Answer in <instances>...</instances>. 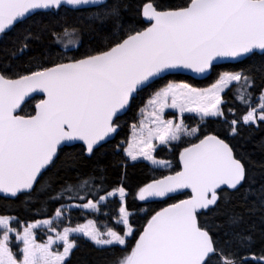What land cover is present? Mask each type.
Here are the masks:
<instances>
[{"label": "water", "instance_id": "95a60500", "mask_svg": "<svg viewBox=\"0 0 264 264\" xmlns=\"http://www.w3.org/2000/svg\"><path fill=\"white\" fill-rule=\"evenodd\" d=\"M107 0H0V36L35 14L95 9ZM147 27L105 53L8 80L0 75V198L30 194L64 148L82 146L90 157L114 140L115 121L133 99L168 76L206 80L214 67L264 54V0H192L187 7L141 10ZM40 99L30 117L19 115ZM179 170L144 186L143 202L165 206L146 223L127 264H205L215 253L197 215L233 192L245 172L230 147L202 138L178 156Z\"/></svg>", "mask_w": 264, "mask_h": 264}, {"label": "trees", "instance_id": "16d2710c", "mask_svg": "<svg viewBox=\"0 0 264 264\" xmlns=\"http://www.w3.org/2000/svg\"><path fill=\"white\" fill-rule=\"evenodd\" d=\"M191 1L107 0L106 4L95 9H60L35 14L0 36V75L14 80L105 53L147 27L141 17L146 4L161 12L183 9ZM68 31L76 33L78 42L73 47H64L58 39ZM222 73L239 74L241 80L222 94L221 117L203 121L183 117V123L194 127L196 135L181 138L169 148H159L155 152L156 159L169 164L166 171L127 160L123 148L130 129L154 93L168 83L205 89ZM263 89L264 54L251 55L237 64L214 67L203 81L181 76L158 80L139 92L124 116L115 121L119 131L112 142L94 150L90 157L85 156L82 146L62 149L30 194L14 200L0 198V216L13 218L10 227L17 233L26 223L52 218L65 205L97 202L113 191H121L123 206L130 214L128 226L132 229L124 245L97 248L89 241L75 237L72 240L74 247L63 264H127L134 242L148 220L165 206L189 197L183 194L163 202H143L138 197L140 190L155 180L176 173L179 170L178 156L184 149L204 137L215 136L230 147L244 169L245 178L237 190L220 191L215 207L197 215L198 227L208 233L218 254L207 259L205 264H264V108L256 126L242 123V117L254 107L255 98ZM38 101L34 98L27 102L19 115L32 116ZM120 207L121 202L113 198L101 205L96 213L63 210L62 220L53 227L59 232L92 220L100 232L112 230L123 236L124 229L116 224ZM44 239L42 237L40 241Z\"/></svg>", "mask_w": 264, "mask_h": 264}, {"label": "rangeland", "instance_id": "374dc122", "mask_svg": "<svg viewBox=\"0 0 264 264\" xmlns=\"http://www.w3.org/2000/svg\"><path fill=\"white\" fill-rule=\"evenodd\" d=\"M58 39L64 47H73L78 42L74 31H68ZM240 80L239 74L222 73L214 84L205 89L168 83L158 90L139 111L137 123L130 129L123 148L127 160L131 163L143 162L154 169L166 171L169 164L156 159L155 152L159 148H169L181 138H193L196 135V129L186 126L182 118L189 116L199 121L220 118L222 94ZM254 103V107L242 117L244 125L256 126L261 119L264 89ZM113 198L121 202L116 224L124 229L123 236L112 230L100 232L92 220L59 232L53 227V224L62 220L63 210L80 209L96 213L101 205ZM123 199L121 191H113L97 202L65 205L52 218L26 223L17 233L10 227L13 218L0 216V264H63L74 247L72 240L75 237L83 238L97 248L122 247L132 233L128 226L130 214L123 206ZM42 237L45 239L40 241Z\"/></svg>", "mask_w": 264, "mask_h": 264}]
</instances>
